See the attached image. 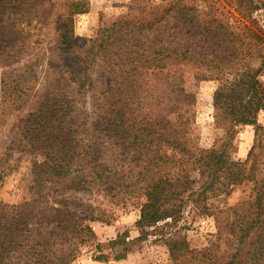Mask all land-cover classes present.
<instances>
[{"label":"trees","instance_id":"1","mask_svg":"<svg viewBox=\"0 0 264 264\" xmlns=\"http://www.w3.org/2000/svg\"><path fill=\"white\" fill-rule=\"evenodd\" d=\"M225 1L239 15L262 4L261 0ZM80 5L79 1L68 5L54 39V44L64 46L56 54L59 72L69 78L45 89L24 123L28 144L38 146L44 156L36 185L46 188L67 181L65 190L137 194L143 198L137 239L143 240L149 229L158 230L170 264H264V179L256 178L258 151L264 150V127L256 120L264 110V86L259 80L264 52L247 46V25L235 34L223 13H207L201 19L182 0L151 7L141 4L84 41L77 57L67 48L73 35L71 16L84 12ZM27 6L32 10L33 1L0 0V32L9 14H19L14 21L22 26L9 34L13 36L0 39V55L15 59L23 52L20 47L29 36L24 29L40 18L39 10L27 17ZM253 57L259 60L256 67L250 61ZM96 63L102 79L97 121H88L78 104L87 73ZM187 69L198 79L218 82L213 107L226 138L234 137L238 125L255 126V142L245 161L232 156L233 142L223 139L210 148L189 142L185 115L189 96L182 87ZM123 154L127 160L118 159ZM195 173L201 177L195 179ZM241 184H253L252 193L237 205L214 210L207 203ZM190 204L199 213L215 216L219 233L226 229L223 251L219 244L191 249L181 239L176 227ZM26 210L0 216V264H14L16 259L17 264H65L72 250L64 243L78 234L85 216L54 208L50 216L35 219L33 208ZM252 232L255 237L246 250ZM125 236L117 235L111 242L122 246L116 260L130 250Z\"/></svg>","mask_w":264,"mask_h":264},{"label":"rangeland","instance_id":"2","mask_svg":"<svg viewBox=\"0 0 264 264\" xmlns=\"http://www.w3.org/2000/svg\"><path fill=\"white\" fill-rule=\"evenodd\" d=\"M32 1L33 9L29 10L27 6L24 14L28 17L39 10L40 18L37 23L33 22L24 29L29 36L20 47L23 52L15 59L0 55V216H15L32 208L31 215L35 214V219L50 216L54 208L71 210L85 216L78 234L71 240L67 238L64 243L65 248L72 250L65 264H170L167 247L159 237L158 230L149 229V234L143 240L137 239L140 231L136 227V221L139 218V204L143 201L137 194H106L97 192L96 189L88 192L65 190L63 187L67 185V181L48 184L46 188H42L40 184L37 186L36 177L41 175L39 164L44 161V156L38 146L28 144L24 127L28 114L37 106L40 94L60 78H69L68 74L59 72L56 54L64 46L54 44V39L58 33V22L62 20L65 12V15L69 12L68 5L71 2H81L80 7L84 10L71 16L73 35L67 48L69 53L80 57L83 42L94 38L100 29L110 27L118 17L137 10L141 4L151 7L166 4L169 0ZM182 2L193 8L201 19L207 13H223L235 34L241 32L243 25H247L244 28L247 30L244 33L247 46H252L251 50L264 52V0H261L262 4L258 9L243 15L237 14L225 0ZM16 15L19 16L9 14L1 22L0 39L11 37L13 35L9 34L21 29L22 26L18 27L14 21ZM252 31L255 32L254 36L251 35ZM240 39L237 35V40ZM4 45L5 43L1 46L5 47ZM201 46L203 44L199 45ZM5 49L11 50L8 45ZM250 61L255 67L259 65L256 57ZM100 76L101 72L96 63L87 73L86 86L82 90L83 97L78 104L81 107L79 111L84 114L81 116H87L88 121H97L96 98L102 83ZM80 78L83 80L84 74ZM182 79V87L189 96L188 111L185 114L189 142L201 148H210L223 139L225 142H233L232 156L236 160L245 161L255 142V126L238 125L234 128V137L226 138L224 128L215 121L213 94L218 82L198 79L189 69L183 72ZM259 80L264 86V73L259 75ZM256 120L257 124L264 127V110L258 113ZM261 133L264 142V129ZM258 152L256 178L261 180L264 179V150ZM124 156L126 155H119L118 159L127 160L128 157ZM197 177L201 176L195 173L194 178ZM44 178L47 179L48 175ZM252 186L253 184L233 186L227 193L211 197L207 203L214 210L235 206L251 195ZM24 204L28 205L23 206ZM217 225L215 216L199 213L190 204L185 208L176 229L191 249L201 250L219 244L220 251H223L226 248V237L223 234L226 229L219 233ZM37 233H41V230ZM121 234L126 235L125 240L128 241L130 250L124 259L116 260L115 253L120 252L122 246H112L111 242ZM254 237L252 232L246 250ZM100 255L104 259H98ZM18 261L16 259L14 264Z\"/></svg>","mask_w":264,"mask_h":264}]
</instances>
